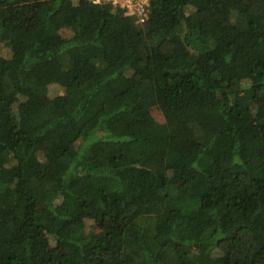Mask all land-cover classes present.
<instances>
[{"label":"trees","instance_id":"obj_1","mask_svg":"<svg viewBox=\"0 0 264 264\" xmlns=\"http://www.w3.org/2000/svg\"><path fill=\"white\" fill-rule=\"evenodd\" d=\"M0 264H264V0H0Z\"/></svg>","mask_w":264,"mask_h":264},{"label":"built area","instance_id":"obj_2","mask_svg":"<svg viewBox=\"0 0 264 264\" xmlns=\"http://www.w3.org/2000/svg\"><path fill=\"white\" fill-rule=\"evenodd\" d=\"M94 4L108 3L118 6L128 15L135 16L139 22L144 23L148 18L149 0H89Z\"/></svg>","mask_w":264,"mask_h":264},{"label":"rangeland","instance_id":"obj_3","mask_svg":"<svg viewBox=\"0 0 264 264\" xmlns=\"http://www.w3.org/2000/svg\"><path fill=\"white\" fill-rule=\"evenodd\" d=\"M120 42H121V40H120ZM63 91H64V89H63L61 86L56 85V84H53V85H51V86L49 87V89H48V96H49V97H54V96H56V95H58V94L63 93ZM154 115H155V117H156L158 120H160V121L163 119L157 111L154 112ZM83 214L86 215V216L88 215L86 211H85V213H83ZM87 222H88V224L93 223V221H92L91 219H87ZM96 228H97V230H99V231L108 230V229H109V223H108L106 220H104V221H99V222L97 223ZM51 244H52V246H54V247H58V243H56L54 239H51Z\"/></svg>","mask_w":264,"mask_h":264}]
</instances>
